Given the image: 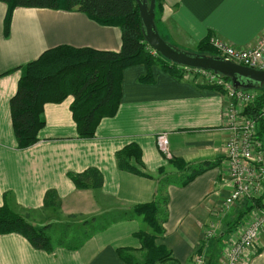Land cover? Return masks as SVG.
<instances>
[{
	"label": "crops",
	"instance_id": "obj_1",
	"mask_svg": "<svg viewBox=\"0 0 264 264\" xmlns=\"http://www.w3.org/2000/svg\"><path fill=\"white\" fill-rule=\"evenodd\" d=\"M7 10L0 2V207L6 201L40 228L46 220L41 211L47 207V193L55 197L60 217L86 219L104 210L101 206L107 199L121 205L149 203L159 180L168 178L164 236L157 243L178 264H196L197 255L204 258L203 264H221L229 241L259 210L244 215L238 202L220 213L232 189L224 93L202 87L205 83L184 72L177 78L158 66L151 67L153 81L140 82L145 67L133 66L122 73L116 114L102 119L92 138L78 137L72 98L67 97L44 105L38 141L20 149L9 102L24 66L58 46L119 52L121 32L80 12L40 8H15L6 30ZM155 19L161 38L182 51L196 49L211 36L235 49H246L264 33V0H161ZM160 136L166 140L169 158L158 147ZM130 144L140 151L136 167L144 175L117 168L116 153ZM173 160L215 165L181 186L179 179L187 173H178ZM88 168L103 178L98 191L78 190L68 177ZM261 203L264 206V194ZM140 229L149 232L139 220L109 222L76 248L53 245L50 251L35 249L20 234H0V264H125L116 250L139 249L135 234ZM241 261L264 264V231Z\"/></svg>",
	"mask_w": 264,
	"mask_h": 264
},
{
	"label": "trees",
	"instance_id": "obj_2",
	"mask_svg": "<svg viewBox=\"0 0 264 264\" xmlns=\"http://www.w3.org/2000/svg\"><path fill=\"white\" fill-rule=\"evenodd\" d=\"M0 2L6 4L8 8L5 17L6 30L15 8H40L80 12L99 25L117 27L121 32L119 52L58 46L46 50L37 60L24 66L16 93L9 102L13 133L20 149L30 147L38 141V132L45 122L43 107L47 103H60L71 97L70 110L78 137L88 139L93 137L102 119L116 114L121 102V79L125 69L143 65L146 74L139 79L140 82L153 81L152 66H158L177 78L182 77V73L176 70L177 65L165 61L160 55L154 58L149 54L143 40L139 10L135 0H0ZM160 8L161 0H155L154 16L160 12ZM208 39L196 46L197 54L216 56L215 51L208 44ZM262 86L252 90L257 95L253 103L244 109V113L256 121L257 134L259 139L264 141V118L260 115L264 106ZM202 87L224 93L221 88L214 85L203 84ZM115 157L118 169L144 175L136 167V164L140 163V151L136 145L130 144L124 147ZM171 165L178 173H187L179 179L180 185L184 186L215 164L203 162L190 165L181 160H173ZM68 177L78 190L98 191L103 183L101 174L94 168L69 174ZM169 183L171 182L168 178L159 180L153 200L149 203L117 204L102 214L107 217L106 223L135 219L149 228V232L140 229L135 234L140 242L139 249L116 250L118 257L125 264H178L171 252L157 243V240L164 236L163 224L168 203L165 188ZM54 199V196L47 193L45 206H50L52 209L58 207ZM240 203L243 204L244 215L255 208H262L261 198L244 199ZM91 219L93 220L94 217ZM48 227V224L40 228L32 225L26 214L14 210L6 201L0 207V234H20L35 249L50 251L53 245H64L52 243L47 233ZM89 236L77 244L65 246L76 248ZM136 252L140 253V260L135 258Z\"/></svg>",
	"mask_w": 264,
	"mask_h": 264
},
{
	"label": "built area",
	"instance_id": "obj_3",
	"mask_svg": "<svg viewBox=\"0 0 264 264\" xmlns=\"http://www.w3.org/2000/svg\"><path fill=\"white\" fill-rule=\"evenodd\" d=\"M208 44L216 56L225 61L264 71V33L253 46L246 49H235L215 36L209 37ZM147 50L152 57H159L148 45ZM184 69V76L195 78L196 73L206 84L221 88L225 95V129L228 131L226 159L232 189L222 202L220 213L228 212L234 204L244 199L261 198L264 194V150L257 135L256 121L242 115L243 109L255 100V94L252 90H234L230 81L210 71L186 67ZM260 115L264 118V108ZM157 144L160 151L169 158L163 136L158 137ZM263 231L264 208H261L244 226L238 237L229 241L221 264H239L245 254L256 245ZM195 262L203 264L204 258L197 255Z\"/></svg>",
	"mask_w": 264,
	"mask_h": 264
},
{
	"label": "water",
	"instance_id": "obj_4",
	"mask_svg": "<svg viewBox=\"0 0 264 264\" xmlns=\"http://www.w3.org/2000/svg\"><path fill=\"white\" fill-rule=\"evenodd\" d=\"M142 26L143 40L165 61L191 69L210 71L229 79L234 90H254L264 85V71L237 65L218 56L182 51L166 41L157 32L154 23L155 0H135Z\"/></svg>",
	"mask_w": 264,
	"mask_h": 264
},
{
	"label": "rangeland",
	"instance_id": "obj_5",
	"mask_svg": "<svg viewBox=\"0 0 264 264\" xmlns=\"http://www.w3.org/2000/svg\"><path fill=\"white\" fill-rule=\"evenodd\" d=\"M183 51L188 53H197L196 49ZM176 70H178L180 73H183L185 69L184 67H177ZM194 75L196 76V80H198L199 83H205L204 80H202V78L198 76V74L194 73ZM262 91H264V85L262 86ZM253 93L255 94V96L257 95L255 91H253ZM244 109L242 115L248 117V115L244 113ZM117 204L118 203L112 202L107 199L101 206L104 210H101L99 213H97L93 220L91 218L85 219L77 216H64V218H62L59 216L60 211L58 207L54 206L55 209L53 210H51L49 207H46L43 211H41V213H43V216L46 215V220L43 222V225L48 224L49 227L47 228V233L51 238L53 244L63 243L64 245H74L82 241L85 237L91 235V233L96 231L99 227L103 226L107 222V217L102 214L105 212L106 208L111 210L114 206H117ZM262 208H264L263 205ZM135 255V258L140 260V253L136 252ZM240 263L242 264V261Z\"/></svg>",
	"mask_w": 264,
	"mask_h": 264
}]
</instances>
